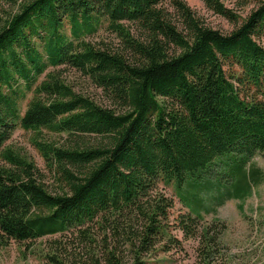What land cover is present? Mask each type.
I'll use <instances>...</instances> for the list:
<instances>
[{
  "label": "trees",
  "instance_id": "trees-1",
  "mask_svg": "<svg viewBox=\"0 0 264 264\" xmlns=\"http://www.w3.org/2000/svg\"><path fill=\"white\" fill-rule=\"evenodd\" d=\"M202 1L233 28L208 25L185 0H25L16 12L0 9L6 238H47L50 264H147L165 238L167 251L181 245L169 234L174 200L161 182L199 172L203 189L225 188L222 202L261 181L260 169L245 166L264 152V0L245 17L222 0ZM105 23L117 43L90 39ZM63 67L101 88L111 106L76 91ZM18 128L58 136L34 140L57 187L8 145ZM217 162L234 190L211 177ZM202 220L189 210L177 228L197 237ZM214 230L200 235L199 264L220 255Z\"/></svg>",
  "mask_w": 264,
  "mask_h": 264
},
{
  "label": "rangeland",
  "instance_id": "rangeland-1",
  "mask_svg": "<svg viewBox=\"0 0 264 264\" xmlns=\"http://www.w3.org/2000/svg\"><path fill=\"white\" fill-rule=\"evenodd\" d=\"M25 0H0L2 14L6 12L18 11L20 4ZM196 12V14L208 25L218 28L223 32L230 31L233 25L224 17L210 11L202 0H185ZM228 7L233 8L240 15L245 17L248 12L260 1L249 0H222ZM4 10L6 12H4ZM93 41L105 40L109 43H117L116 36L108 29V25L102 24L98 32L90 36ZM264 46V38L261 39ZM49 70H52L50 68ZM62 76L71 83L76 91L90 95L99 103L111 106V103L103 94L101 88L94 85L87 77L81 75L76 69L70 67L62 68ZM44 75L41 77V79ZM32 94H28L29 101ZM36 138H47L54 140L57 135L43 130L42 134H37L33 130L18 128L13 133L8 145L15 150L27 155L34 160L41 171L44 172L45 181L55 188L53 174L45 165V160L34 144ZM0 163L4 161L0 160ZM255 166L262 171L261 181L252 184L248 195L244 198L226 197L219 202L225 188L218 184L211 185L208 189L207 179L199 178V172H195L185 182L179 183L177 180L170 183L161 182L160 190L173 198L174 207L170 213L169 234L178 239L180 247H175L167 251V238L159 244L153 254L148 256L147 264H199L197 247L200 243V235L206 227L213 225L219 234L220 255L215 259L214 264H264V152H258L245 166L249 174L251 167ZM211 177L220 185L229 186L231 190L236 188L235 179L217 174L224 170L223 164L210 167ZM224 176V178H223ZM196 197L202 198V203ZM198 211L203 220L197 237L189 238L177 228V219L183 213ZM47 238H41L34 244L17 242L14 239L6 238L0 232V264H50L46 259L48 251L46 245Z\"/></svg>",
  "mask_w": 264,
  "mask_h": 264
}]
</instances>
